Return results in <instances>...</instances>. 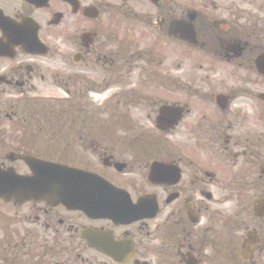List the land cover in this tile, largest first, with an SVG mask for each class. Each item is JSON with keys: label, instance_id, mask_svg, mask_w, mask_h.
<instances>
[{"label": "flooded vegetation", "instance_id": "flooded-vegetation-1", "mask_svg": "<svg viewBox=\"0 0 264 264\" xmlns=\"http://www.w3.org/2000/svg\"><path fill=\"white\" fill-rule=\"evenodd\" d=\"M13 30L47 52L26 53ZM45 60L57 61L47 69ZM47 80L74 120L58 123L57 140L33 120L1 165L54 154L144 217L63 207L0 216L9 231L0 264H264V219L253 209L264 207V0H0V97L40 105ZM162 106L165 133L154 127ZM10 123L0 120L1 144ZM24 219L43 231L13 228Z\"/></svg>", "mask_w": 264, "mask_h": 264}, {"label": "water", "instance_id": "water-1", "mask_svg": "<svg viewBox=\"0 0 264 264\" xmlns=\"http://www.w3.org/2000/svg\"><path fill=\"white\" fill-rule=\"evenodd\" d=\"M46 169L56 172L57 168L47 166ZM11 171H0V197L9 199L14 197L18 201L28 199H43L46 202H56V192L59 187L52 181L36 175L33 178L18 179ZM47 177V176H45Z\"/></svg>", "mask_w": 264, "mask_h": 264}, {"label": "rangeland", "instance_id": "rangeland-1", "mask_svg": "<svg viewBox=\"0 0 264 264\" xmlns=\"http://www.w3.org/2000/svg\"><path fill=\"white\" fill-rule=\"evenodd\" d=\"M45 62H46V64L47 63H50V64H53V61L52 60H45ZM48 91L49 92H46V98H51V97H54L55 95H57L56 94V90H52L51 88H48ZM60 97V96H59ZM52 107H53V110H55L56 109V104H53L52 105ZM9 108L8 107H5V112H9ZM20 117H17L16 119V121H14V122H12V123H10V124H8V127H7V131L6 132H8L7 133V135H11L12 136V138H9V139H7L6 140V144L7 145H0V161H4L5 159L2 157V154H4L5 152H7L8 150H10V149H12V148H14L15 146H13V145H11L10 143H9V141L11 140V139H13V137H16L17 135H19L20 133H22V136H23V138H25V139H28V137H29V134H30V132L32 131H29V127H31L33 124H32V121L33 120H31V121H29V124H26L27 125V128L26 129H24V127L22 128V124H20V122L18 121V119H19ZM35 120H39V121H41V126L43 127V128H46V126H47V123H48V121H49V119H48V117L46 116V115H40L39 116V119H35ZM50 125L53 127V130H57L56 129V122L54 121V120H51L50 122ZM59 129H58V134H59ZM49 148H52V147H48V146H46V149H49ZM0 208H3L4 209V207L3 206H1L0 205ZM2 209V211H5V210H3ZM31 209L29 208V206L28 205H25V206H21V207H18V208H16V211L19 213V214H21V215H24L25 213H27V212H29ZM33 226V228H34V230H32L31 229V227ZM16 227H18V228H24V229H29V232L33 235V236H38V234L40 233V232H42L43 230H42V228L40 227V226H38V225H32L31 223H28L27 222V220L26 219H24V222H22L21 224H16V223H14L13 224V228H16ZM0 228H1V226H0ZM32 242L33 243H37V244H39L40 242L39 241H36V240H32ZM41 246H42V243L40 244ZM68 246V245H67Z\"/></svg>", "mask_w": 264, "mask_h": 264}]
</instances>
